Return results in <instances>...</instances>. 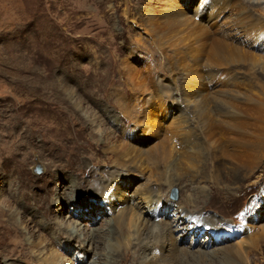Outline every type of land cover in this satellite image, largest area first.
<instances>
[{
	"label": "rangeland",
	"instance_id": "374dc122",
	"mask_svg": "<svg viewBox=\"0 0 264 264\" xmlns=\"http://www.w3.org/2000/svg\"><path fill=\"white\" fill-rule=\"evenodd\" d=\"M232 1L223 9L225 3L213 8L211 0H0V208L11 212L25 204L33 209V194L40 195L41 206L53 196L68 194V183L54 176L57 162L66 164L63 172L71 178L87 181L80 183V195L66 201L62 211L50 203L42 206L45 215L34 211V220L24 210L22 223L0 211V264H38V249L46 246L45 256L57 251L72 264H93L98 258L95 251L107 252L103 245L90 252L82 246L90 230H113L105 222L111 211L99 208L103 200L93 196L89 182L98 176L95 172L115 169L106 140L129 142L126 130L137 131L134 134L145 149L165 140L176 161L163 160L158 167L146 164L144 171L133 172L132 189L138 183L153 189L152 197L143 203L139 198L134 201L136 213L144 211L153 223L152 233L143 238L149 246L142 247L131 230L129 239L142 253L137 259L133 248L132 261L125 258L127 263L121 264H264L262 248L252 251L245 243L240 255L234 251L245 237L256 242L264 236V202L256 211L258 216H253L252 207L246 208L264 191V61L225 64L226 58L216 53L223 47L216 41L220 38L264 58V0H254V6L248 0L254 10L243 0ZM242 4L247 10H241ZM186 15L205 24L210 34L195 31ZM184 42L197 47L199 54L197 49L186 51ZM174 44L181 50L179 56L174 54ZM199 55L203 84L208 97L215 99L210 104L219 118L216 125L212 119L211 127L193 113L192 91L184 84V71L177 62L181 57L188 66L194 65ZM128 63L140 71L139 80L132 82L130 75L135 72L126 73ZM122 101L134 105L139 121L122 113ZM154 104L158 108L153 114ZM166 104H170L168 112L163 111ZM94 118L98 121L93 123ZM152 123L160 125V134H149ZM184 158H190V165L182 162ZM178 164L184 165L181 174L154 178L152 171L170 172ZM202 191L206 196L194 199ZM160 204L161 210L177 216L155 217L152 210ZM51 207L54 219L66 225L84 221L87 232L82 242L68 246L56 228L39 229L44 228L43 221L53 219L47 213ZM187 212L203 215L217 230L219 223L239 214L248 225L229 241L215 243L205 233L196 245L189 240L190 235L194 238L190 229L195 224L186 219ZM162 221L170 224L176 246L171 245L170 234L166 240L155 238ZM233 244L235 249L227 250ZM247 253L248 263H243ZM123 256L121 249L111 264H120Z\"/></svg>",
	"mask_w": 264,
	"mask_h": 264
},
{
	"label": "bare ground",
	"instance_id": "6f19581e",
	"mask_svg": "<svg viewBox=\"0 0 264 264\" xmlns=\"http://www.w3.org/2000/svg\"><path fill=\"white\" fill-rule=\"evenodd\" d=\"M243 1L248 3V5H249L248 0H243ZM252 1H253V3H251V4L254 6L255 5L254 0H252ZM211 3H212V5L214 3L213 8H215V7L217 8L220 4L222 5L223 3H225V5H222V7H225L223 9H227L229 7V5L231 3H233V1L232 0H211ZM256 4L260 5L261 3H260V1H257ZM174 6H176L177 8L178 7L180 8L179 5H174ZM241 6H242L241 10H243V11L247 10L243 7L244 6L243 4ZM249 7H250V9L254 10L250 5H249ZM179 8H178V10L180 11V13L182 15H184V13ZM182 15L178 14V19H183ZM186 17L191 18V22L195 27V31H196V29H198L201 31H205L204 34H208V35L210 34L209 30L205 27V24L203 25L201 23V21H196V19L194 17L192 18L190 15H186ZM239 17H240V15H239ZM246 34H248V33H246ZM216 41H218L220 44L223 45V47H222L223 49L221 48V51L219 53L216 51V53L221 55V56H224L226 58L223 60L225 64L227 62H232V64H236V63H239V61H244L247 59L248 60L252 59L253 60L252 62L254 64H256V61L258 64L261 59H262V61H264L263 57L256 55L254 53L248 52L246 50H243L242 48H240L236 45H233V43H230L226 40L217 38ZM185 43L186 42H184V44ZM166 45H169L172 47V45L169 43H167ZM176 45L177 44L173 45L174 49H175L174 51H176V52H174V54L179 56V54L181 53V50ZM185 45L187 47L186 51L190 52V51L197 49V47L195 48L193 44H191V45H193V47L190 44H185ZM199 52L200 51L198 50L197 55L199 54ZM214 56H215L214 58L216 59V55H214ZM180 58L181 57H178L177 62L180 65L179 68H181L184 71L183 82L192 91V93H189V92L188 93H189V95L193 96L192 98H190V101L193 103V107H192L193 113L197 114V116L196 115L195 116L197 118H199L198 120H200L201 122L206 123V125H208L210 127L214 126L212 119L215 122L216 119L219 121V118L215 116V114L213 113L212 108H211V105L213 103L210 104V101L214 98H211V96L208 97L210 95V92L207 89L208 87L207 86H206L207 88L204 87V84H203V80H204L205 76H203V72L201 71V67H202L201 65L202 64L200 63V61H202L201 60L202 58H201V56H200V58L198 57L199 59L197 58V56L194 57L195 63H194V65L191 64L190 66H188V62H186L185 60H181ZM254 59H255V61H254ZM209 63L211 64V63H213V61L211 62L209 60ZM209 63H207V64H209ZM227 64H229V63H227ZM133 66H131L128 63L125 66V68L127 69L126 73H128V74H133L135 72L134 73L135 76L130 75L132 82L133 81L135 82L137 80V78H138V80L140 79L139 74L141 75V73H140V71H137ZM139 82H141V81H139ZM142 85H143V83H142ZM196 89H198L199 91L195 92L194 90H196ZM188 93H187V95H188ZM199 97H201L200 98L201 100L199 99ZM120 106L122 107V113L123 114H126L129 117H131V116L134 118L136 117L135 119L137 121H139L138 120L139 114H137V111H135V107L133 104H131L129 101L128 102L122 101V102H120ZM157 108H158V106L154 104L152 106V108L150 109V112H152L154 114V112L156 111ZM161 108H163V107H161ZM167 109H170V104H166L163 108V111L166 110L168 112L169 110H167ZM155 114H157V112ZM179 116L180 115H178V118H179ZM155 119L157 121H159L157 118H155ZM95 121H98V120L96 118H94V120L92 122L94 123ZM216 124L217 123L215 122V125ZM218 124H219V122H218ZM177 126H178V124L175 125V127H177ZM150 128H151V130L149 132H151V133L148 132L149 134H151V135L160 134V130H159L160 125L152 123ZM176 130H179V129H176ZM128 131L129 130L124 131V133H125L124 135L129 136L130 139L129 138L128 139L131 142L130 141L129 142L128 141H119V140H115L114 142H112V140L111 141L106 140L107 141V147H108L106 149V151H109L112 153L111 163L113 164L115 169H113L112 171H107V172L105 170L104 171H97L95 173H97L98 176L93 178V180H90V182H89L90 189L94 187V191L92 193L93 196L98 195L96 197H99L101 200H103V203L99 206V208H101V207L105 208V206H107L111 210L110 214L112 216L110 217V219L107 218L105 222L112 224L113 230L109 229L106 232L100 228L99 229H92V230H90V234L87 236V238H85L86 240H84L83 236L87 232V228H85V225H83L84 221L81 222L82 221L81 220V221H77L76 223L72 222L71 224L66 225L65 223H63L62 220H59V219L57 220V218L54 219L55 213H54V210L52 207H51L50 211L47 210V213L52 214L54 220L53 219L52 220L47 219V220L43 221L44 222V228H39V229H44L43 232L48 231L49 229H50V231L51 230L53 231L54 228H56L57 230H59V232L61 234L60 237L66 238L65 242H66V244H68V246L73 245V244H70V242L72 243V241H78L80 243L84 240V242H83L84 244L82 246L84 247L85 252H90V250H93V247H94V249H95V247L101 248L102 245L104 246L105 250H106V247H108V250L106 253L101 251V253L104 254V259H102L103 257L100 255L101 253L99 254V252L95 251L98 258H96V260L93 261V264H111L114 256L115 255L117 256L120 253L121 249L124 253V256L122 258L118 259L120 264L123 262L127 263V262H125V258H128L130 260L129 262L132 261L131 250L133 248H135L137 259L140 258L138 255H141L142 252L139 251L137 246L131 242V240L129 239L128 233L131 232V230H135L136 231L135 233L137 234V238H136V241H138L137 244H139L142 247L147 244L146 246L148 247L149 243L144 242L143 238H144V236H147V235L152 233L151 228H152L153 223H150L149 222L150 220L149 221L146 220V218H145L146 216L143 215L144 211L140 215L136 213V211L134 210L136 207V206L134 207V201H135V199L139 198L138 202L141 199L140 203H143L147 198H149L150 196L152 197L153 189H152V187L149 188L148 184H139V183L135 188L132 189V187H131V183H132L131 179H133L132 174L134 171H141V172L144 171L145 168L147 167L146 164L154 163L158 167L159 164L162 163L161 161H163V160L165 162H167V164L169 163V160L174 161V163L176 161V159H174V160L172 159L171 152L168 149L169 147L165 146V144H166L165 140L161 141L159 144H156V146H153V147L149 146V149H145V147L144 148L140 147L142 142L140 141L138 135L134 134L137 131H134V130L131 131L130 130L131 131L130 133H128ZM188 138H190V137H188ZM199 155L200 154H198V153L195 155L194 154L192 155V163H194L197 160ZM190 158H188V161H185V158H184L182 160V162L184 161L190 165V161H189ZM57 163L58 164L53 165V172L55 173L54 176L56 179H59L60 181H62V180L66 181L68 183L67 188L69 189V193L66 195H61V196H59V195L55 196V197L53 196V199H50V201L48 200L47 202L43 203L42 206L44 207L45 205H48L50 203H52L53 205L57 204L59 206V210L62 211L65 208L64 206L66 205V201L72 202L73 198H75L76 195H80L79 194L80 193L79 192L80 191V183L81 182L87 183V181L79 182L80 178H78V177L76 178L74 176H73L74 178H71V176H68L65 172H63V170L67 167L66 164H61L59 162H57ZM157 167L154 166L153 170H155V168H157ZM183 167H184V165L180 166L178 164L177 167L175 169L170 170V172L168 170H166L165 172L161 171V173L156 172V171H152V173H153V175H155L154 176L155 179L159 178L160 176L161 177L163 176V177H166L169 179L173 175V174H171L172 172H174V175L181 174ZM73 172H74V170H73ZM71 175H74V174H71ZM77 181H78V183H77ZM166 181L170 182V183H174L171 180L170 181L166 180ZM158 183H161V182H158ZM161 184H163V183H161ZM95 192H96V194H94ZM230 195H232V194L227 193L226 196L229 197ZM33 196H34L35 202H36L35 207L31 206L33 209H31V208L28 209V206H26L25 204H22L21 208L20 209L18 208L15 211L9 212L7 209L6 210L2 209L3 207L0 208V211L4 212V213L5 212L9 213V216L13 220H15V222L22 223L23 221H22L21 213L24 212V210H27L24 213L29 212V215H32V217H33L32 219L35 220L36 214H34V211L36 209H38L39 211L41 210L43 214L46 212V210H44L40 204V200H41L40 195L33 194ZM202 196H206L205 191L204 192L202 191V193L194 195V199H198ZM20 202H21V199H20ZM33 204L34 203H32L31 205H33ZM136 210H137V208H136ZM262 210H263V208L261 209V211ZM262 212H264V210ZM82 219H84V218H82ZM182 220L184 223H188V222H185V219H182ZM160 226H162V227H160L159 231L156 230L158 234L155 238L159 239V240L160 239L166 240L167 235L170 234V236L173 237L172 241H171V245L176 246V245H174L176 242L173 240L174 236H173L172 230L170 228V224L168 222L162 221V225H160ZM23 229L27 230L26 227H24ZM214 235H215V238L220 237L219 234H214ZM80 238L82 241L80 240ZM221 239H222V235H221ZM262 239L263 240H261V241H259L260 239L259 240L256 239V242H254L253 240H255V239H251L249 236H247L243 240H241L243 242H239V244H241V247H238L235 249V244H233L230 247H227L228 248L227 250L230 251V248L235 249L234 251L240 255L241 254L240 249H243V247H244L243 245L246 243V245H248V248L250 250L252 248V251H256V252L260 251L261 252V248H262V251L264 250V236L262 237ZM26 242L27 243L29 242L31 244L30 238H26ZM43 242H42V244H43ZM86 242H87V244H85ZM47 245H48V243H47ZM40 247H42V246H40ZM33 249H34V247H33ZM46 249H48L47 246L45 248L42 247L41 249H38L40 251L39 254L37 255V258L39 257V261H38L39 263L38 264H64V263L65 264L66 263L72 264V263H74V261L71 259L70 260L64 259L65 257L63 258V255H61L57 251H53L52 254L45 256V254H46L45 250ZM173 251H174V249H173ZM248 253L246 255L242 256L243 263L245 262V260H247ZM37 258L34 260L35 261L38 260ZM34 260H32V261H34ZM139 262H140V260H139ZM246 263H248V260ZM142 264H147V261L143 262Z\"/></svg>",
	"mask_w": 264,
	"mask_h": 264
},
{
	"label": "water",
	"instance_id": "95a60500",
	"mask_svg": "<svg viewBox=\"0 0 264 264\" xmlns=\"http://www.w3.org/2000/svg\"><path fill=\"white\" fill-rule=\"evenodd\" d=\"M41 170H42L41 167L38 166L37 171H38V172H41Z\"/></svg>",
	"mask_w": 264,
	"mask_h": 264
}]
</instances>
